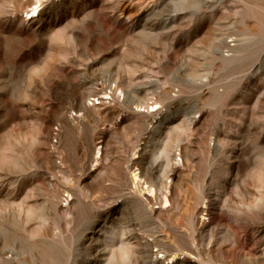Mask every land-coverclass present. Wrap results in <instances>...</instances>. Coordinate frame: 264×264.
I'll return each mask as SVG.
<instances>
[{"label":"rangeland","instance_id":"1","mask_svg":"<svg viewBox=\"0 0 264 264\" xmlns=\"http://www.w3.org/2000/svg\"><path fill=\"white\" fill-rule=\"evenodd\" d=\"M25 1L0 0V214L12 203L4 194L23 211L22 224L0 225V248L14 264H106L120 223L141 240L163 231L197 264L262 257L245 222L264 221L251 206L264 218V0ZM150 81L142 90L164 123L149 133L137 102L117 96ZM92 90L106 110L83 115L78 98L88 103ZM176 141L188 154L176 151L172 205L142 191L163 207L153 222L129 204L127 163L137 149L151 162ZM207 192L225 209L202 211Z\"/></svg>","mask_w":264,"mask_h":264},{"label":"bare ground","instance_id":"2","mask_svg":"<svg viewBox=\"0 0 264 264\" xmlns=\"http://www.w3.org/2000/svg\"><path fill=\"white\" fill-rule=\"evenodd\" d=\"M22 5L28 8L32 5V1L26 0ZM38 8L40 7L36 6L28 11L29 14L32 13V17L30 18L31 20L38 14V10H36ZM222 57L224 59H230L232 56L222 54ZM188 78L192 82H197V80H199V75L194 72H190L188 73ZM153 84L154 83L152 81L145 82V83L141 82L138 86H136L135 84H132V85L129 84L124 88L121 87L119 89L120 94L117 96V99L119 101L126 102V100L131 98L133 101L137 102V111L143 112L145 114V117L148 119L147 129L149 133L155 131V129H157L158 126L160 127L161 124L164 123L162 116H161V112H158L159 111L158 102L155 101L149 104L147 101L148 99L146 98L147 92L145 91L149 90ZM142 89H144L145 91ZM95 90H92L87 95L88 103L85 100L86 99L85 95H81L78 98L80 102L79 106L81 110L83 111V115L94 116L95 111H98L99 113V112L106 110L105 107L104 109H102V107L96 106L100 104V102L95 103V100H98V98H96V95H95L96 94ZM115 91L116 89L114 90V93ZM141 93H144V94L141 95ZM102 103L105 104L104 102H101V104ZM143 107L144 109L142 110ZM83 115L78 114L77 116L83 117ZM65 121L70 122L71 119L67 118ZM193 124L194 122L190 123V128L191 126H193ZM92 140L93 142H95L96 139L94 136ZM177 141L174 142V144L170 143L171 145L167 147L165 146V148L161 150L160 156L162 159L160 158L159 155L156 156L157 153L156 154L154 153L153 157L156 156V158L151 162L149 160H148L149 162H146V157L144 156L145 155L144 152H141L139 149H137L134 152V156L131 159H129L130 161L127 163V171L131 173L130 176L129 175L127 176V182L130 184V186H132V191H130L128 194L129 204H133L143 209L145 211L144 213H146L145 215H147V217L153 222H156V218L161 216L163 207L162 209H157L153 205L152 206L150 205L151 207H149L148 204L154 202L153 204L155 205L156 204L161 205L163 203L162 199H164L166 203L171 202V205H172V203L174 202L177 196V186L181 182V176H182L181 172H182L183 165L180 162L175 161L176 151H180V155H182L184 152L185 154L186 153L188 154V150L183 151L182 144H177ZM138 155L141 158L135 159L136 158L135 156H138ZM146 189H149L155 195L152 198L153 202L149 201V199H144V195L142 191ZM33 191H34V188H32L29 191V193L30 192L32 193L31 199H29L31 201H33V198H34ZM206 196L208 200L205 203L206 205L203 207L202 211H207L208 213H211L212 212L211 209L215 206L217 208L220 207L221 210L225 209L224 204L222 206L218 205V202L216 201V199L213 197L211 193L207 192ZM3 199L6 202L11 201L12 203L10 204L11 206L9 205L10 207L6 210L4 214H0V225H5V223L9 221L16 223L18 225L22 224L23 222L22 221V212H23L22 207H20L17 204L15 205L14 196L11 194H4ZM251 206L254 209L253 210L254 212H252L253 216L252 215L251 216L255 219H257V217L260 219H264L262 218V214L260 213L261 212L259 210L260 205L257 202V200H255ZM120 212H121V218L123 216L126 217L125 220L127 219L126 222L128 223L130 219L127 213L125 212L124 206L121 208ZM200 213H201V209L199 208L196 209V211L190 216V219H191L190 221L192 222L195 221L196 215ZM244 219H247V218H245L242 215V222L245 221ZM245 224H246L247 229L257 230L259 234L256 238L257 239L256 244L258 245L257 251L259 250L262 253V257L260 255H257V253L253 254L252 256L248 258L242 257L240 254H238V256L236 257L234 261L228 260L227 258L224 257L223 264H264V250L260 248V245H264V233L261 232L264 229V221H260V222L254 221V223L245 222ZM134 230L135 228H133L130 224L124 226V224H121V223H120V226L114 229L113 234L114 235L117 234L118 236H120L118 250L111 253V255L107 259L106 264H166L165 260H172L171 263H167V264H197L190 257L193 254H195L193 248L190 249V252L183 253L184 256L180 257V254H177L175 251H173L175 249L171 248V245L170 244L168 245V243L164 241L165 236L163 235L164 234L163 231L161 235L159 233L160 231L159 230L156 233L150 235L145 240H141L139 239L138 236L135 235ZM213 234H212V237H213ZM215 242H216L215 238L214 239L212 238L208 243V248L212 247ZM154 247H158L157 253L153 251ZM220 248L221 250H224L225 247L222 244L220 245ZM170 252L172 254H168ZM10 253L11 254L8 255L4 247L0 248V264H14V262H16L14 260V253L13 252H10ZM160 253L163 254L164 259H162L159 256Z\"/></svg>","mask_w":264,"mask_h":264}]
</instances>
